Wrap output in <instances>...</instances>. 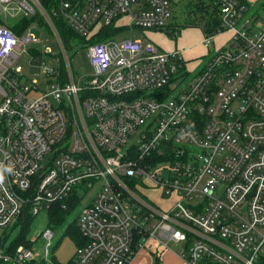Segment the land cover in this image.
I'll list each match as a JSON object with an SVG mask.
<instances>
[{
    "label": "built area",
    "instance_id": "2783aa9c",
    "mask_svg": "<svg viewBox=\"0 0 264 264\" xmlns=\"http://www.w3.org/2000/svg\"><path fill=\"white\" fill-rule=\"evenodd\" d=\"M216 1L221 24L203 44L233 39L188 81L182 52L115 35L88 44L93 70L77 79L52 20L87 43L126 15L170 30L169 0H52L51 14L43 0H0V228L72 206L73 264H128L149 240L179 243L187 264H264V18L255 28L249 15L259 0ZM2 14H40L55 33L64 70L43 69L35 99L15 64L36 39ZM147 180L174 203L149 199ZM35 260L33 247L0 248V264Z\"/></svg>",
    "mask_w": 264,
    "mask_h": 264
},
{
    "label": "rangeland",
    "instance_id": "374dc122",
    "mask_svg": "<svg viewBox=\"0 0 264 264\" xmlns=\"http://www.w3.org/2000/svg\"><path fill=\"white\" fill-rule=\"evenodd\" d=\"M211 3L212 0H169L171 16L168 19V23L171 25L170 30L134 27L129 16H122L112 25L119 30L115 38L150 41L164 51L174 52L178 50L182 52L185 70L188 73L187 80L190 81L216 51L227 47L233 39V34L230 31H225L214 38L210 47H205L203 44L205 31L210 20L208 18L212 11V8H207V5L211 7ZM197 4H202L204 6L203 10L198 11L196 8ZM254 12L260 14L254 20L255 28H258L264 18V0H259L249 15ZM2 15L3 19L8 22L14 21L8 14ZM177 29L180 32L174 36V31ZM29 31L36 41L29 46L28 51L16 62L15 66L20 67L22 70L19 76L22 77L23 84L33 86V83H35L37 85L39 90L30 93V97L35 99L41 95V92L48 91L49 88L43 69L59 68L62 61L60 58L61 50L52 30L38 22H34L28 27L27 32ZM67 50L76 78L90 75L93 69L88 56L87 44L80 42ZM166 165V162H159L155 165L154 170H160ZM145 186L146 188L142 189L144 194L163 209L172 205L176 200L175 195L168 200H163L160 196L162 189L156 186L153 181L147 180ZM73 217H70L57 228L49 226L50 213L41 212L36 217L31 218L26 239L33 241L32 246L37 261L45 259L48 240L44 236V232L49 227L54 233L52 246L50 247V260L67 264L73 258L77 244L72 237L66 234V228L73 220ZM21 230L22 221H19L9 229L0 228V248L7 251L11 242L19 236ZM169 246L171 249L153 245L152 247L156 248H152L154 254L151 253L149 255L150 259L145 257L141 264H164V261L168 259L167 254L181 252L179 243L171 242ZM183 264L187 263L184 262Z\"/></svg>",
    "mask_w": 264,
    "mask_h": 264
},
{
    "label": "trees",
    "instance_id": "16d2710c",
    "mask_svg": "<svg viewBox=\"0 0 264 264\" xmlns=\"http://www.w3.org/2000/svg\"><path fill=\"white\" fill-rule=\"evenodd\" d=\"M51 2L52 0H43L42 2L44 8L49 14H51ZM201 5L202 4L196 5V8L198 11L203 10L204 6L203 5L201 6ZM211 5H212L211 7L210 5L209 6L207 5V8H212V11H211L210 17L208 18L210 20L208 21V28L205 31V34L214 33L215 31H217V29L220 27V24H221L219 3L216 0H212ZM52 20H53L56 31L58 32L61 40L63 41L67 49L80 42L86 43L87 46L90 43L101 42V41H104L107 37H113L114 35L116 36V34L119 32V30H117L115 27L109 26L103 29L102 31H100L99 33L92 35L91 39L87 43L85 39H83V37L75 33L62 18L52 17ZM2 22L3 20L0 18V23ZM34 22H38L39 24H42L46 26L47 28H49V30H52L50 25L44 20V18L40 14H37L29 18L23 17L19 19L18 21L17 20L10 21L9 27L16 33L21 34L25 29H27ZM169 27H171V25ZM177 31L180 32L178 29ZM60 69L64 70V67L61 65ZM72 216L74 217H73V220L68 224L66 228V234L72 237L73 240L76 242L77 247H79L82 245L83 240L81 238L80 231L76 224V214L72 206L68 210H62L59 207H55L54 209H52L50 211V218H49L50 225L49 226L52 228H57L58 226L66 222ZM30 221H31V217H26L22 220V230L19 236L16 238V240H13L11 242L9 249L7 250L8 252L13 251L18 245H21V244L27 247H33L32 246L33 242L31 240L26 239V235H27V232L30 226ZM0 245H1V240H0ZM30 264H62V263H59L56 260L49 259L48 261L35 260L34 262ZM67 264H73V258Z\"/></svg>",
    "mask_w": 264,
    "mask_h": 264
},
{
    "label": "crops",
    "instance_id": "0c3cea01",
    "mask_svg": "<svg viewBox=\"0 0 264 264\" xmlns=\"http://www.w3.org/2000/svg\"><path fill=\"white\" fill-rule=\"evenodd\" d=\"M202 69V68H201ZM200 69V70H201ZM199 70V71H200ZM153 245H156V246H160V247H163L161 244H159L158 242L154 241V240H149L147 243H146V246L143 247L142 249L138 250L137 253L134 255V257L131 259V261L128 263V264H141L142 263V260L147 257L148 259H150L149 255L153 253V249H156L154 247H152ZM153 248V249H152ZM169 249L170 246H169ZM148 251L149 254H148ZM172 251V250H171ZM170 251V252H171ZM179 254L180 253H177V252H171L169 254H167L168 256V259H166L164 261V264H183L184 262L181 260V258L179 257ZM177 257V258H176Z\"/></svg>",
    "mask_w": 264,
    "mask_h": 264
},
{
    "label": "clouds",
    "instance_id": "9594fccd",
    "mask_svg": "<svg viewBox=\"0 0 264 264\" xmlns=\"http://www.w3.org/2000/svg\"><path fill=\"white\" fill-rule=\"evenodd\" d=\"M2 180H3V174H2V172H0V181H2Z\"/></svg>",
    "mask_w": 264,
    "mask_h": 264
}]
</instances>
